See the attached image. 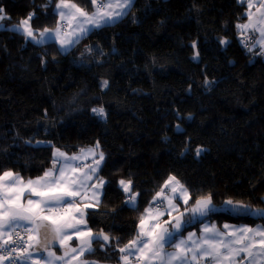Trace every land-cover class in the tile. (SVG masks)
<instances>
[{
    "label": "trees",
    "instance_id": "obj_1",
    "mask_svg": "<svg viewBox=\"0 0 264 264\" xmlns=\"http://www.w3.org/2000/svg\"><path fill=\"white\" fill-rule=\"evenodd\" d=\"M74 2L92 11L91 0ZM55 7L56 0H0V174L34 179L52 167L55 148L70 156L99 142L107 183L86 218L111 239L84 258L101 264H120L118 249L169 175L189 189L190 203L212 195L218 210L204 220L264 221L254 212L231 215L223 204L264 209V57L240 42L250 35L237 28L245 3L135 0L121 19L63 52L10 30L30 13L34 30L54 29ZM99 107L104 118L92 112ZM121 179L139 193L135 208Z\"/></svg>",
    "mask_w": 264,
    "mask_h": 264
},
{
    "label": "snow or ice",
    "instance_id": "obj_2",
    "mask_svg": "<svg viewBox=\"0 0 264 264\" xmlns=\"http://www.w3.org/2000/svg\"><path fill=\"white\" fill-rule=\"evenodd\" d=\"M259 3V16L254 19L249 13L248 23L238 24L237 28L258 31V40L251 36L246 39L253 45L259 44L264 53V27H261L264 25V0ZM131 4L132 0H91L92 11L89 12L74 0H56L58 19L54 29L34 30L30 23L34 13H30L10 30L35 44L54 40L59 45L58 50L63 52L91 29L109 25L125 15ZM252 6L249 0V8ZM3 11L0 8V13ZM5 18L0 15V20ZM220 43L226 41L221 39ZM106 86L107 81H104L102 87ZM92 112L105 117L103 107L93 108ZM99 149L97 142L94 147L69 156L55 148L52 167L35 179L25 180L12 170L0 174V264L5 261L26 264L29 260L32 264H41L33 258V252L41 248L47 253L43 264H97L84 257L93 252L94 243L102 240L103 248L111 239L102 230L94 233L86 218L87 209L99 206L103 186L107 183L99 176L105 159ZM202 151L198 147L197 156ZM89 158L91 163H82ZM118 183L126 196L125 203L135 208L139 193L132 190V181L121 179ZM192 200L189 189L176 176L169 175L140 214L136 234L118 249L120 264H132L133 257L137 264H256L258 259L264 264V227L261 226L224 224L220 228L215 223L203 224L199 235L189 232L187 237L177 239L182 236L185 224L197 218L203 223L218 210L211 194L190 203ZM223 204L236 214L254 212L264 216V209L253 210L241 201L228 199ZM73 238L79 242L76 247L69 244ZM55 243L59 244L58 250H53ZM166 246L172 251H167ZM57 251L63 254L57 255Z\"/></svg>",
    "mask_w": 264,
    "mask_h": 264
},
{
    "label": "crops",
    "instance_id": "obj_3",
    "mask_svg": "<svg viewBox=\"0 0 264 264\" xmlns=\"http://www.w3.org/2000/svg\"><path fill=\"white\" fill-rule=\"evenodd\" d=\"M134 1L135 0H132V4L134 3ZM240 1L244 2L245 3V6H246L245 19H244V21L241 24L248 23V14L249 13H252L253 14L254 19H256L259 16V14L257 13V8L261 7V5L259 3V0H252L253 6L251 8H249V0H240ZM132 4H131V6H132ZM130 7L128 8V10L130 9ZM128 10L126 11V13L128 12ZM55 11H56V7H55ZM0 15H2V14H0ZM122 17H120L119 19H121ZM119 19H117V20H119ZM261 27H264V25H261ZM95 29H97V28L91 29V31H89L85 36H83L79 41H81L84 37H86L90 32H92ZM238 31L241 32L242 34H250V35H252L253 39H256V40H258L259 37H260V33L258 31L255 32V33H253L251 29H248L246 31H242L241 29H238ZM37 34H38V32H37ZM48 43H54V44H56L54 40L47 41L44 44H48ZM33 44H35V43H33ZM44 44H35V45H44ZM76 44H74L73 46H71L70 48H68L65 51L71 50ZM56 45L59 47L58 44H56ZM249 48H251V51L250 52H253L254 54H257V55H260L261 54L264 57V53L261 52V47H260L259 44L253 45V43H252L251 45H249ZM86 149H88V148H86ZM77 154H80V152L77 153ZM98 157H99V152H97V155H96V158L97 159H98ZM82 163H91V158L86 159V160H83ZM25 180H27V179H25ZM95 182L96 181H93V183H95ZM89 195H91V194L89 193ZM101 198H102V195L100 196V201H101ZM181 208H183V205H181ZM256 216H260L264 220V216H261V215H258V214ZM163 219H167V217H164ZM197 223H199V225H197L196 227H192L190 229H187V231L185 233H183L182 236H178L177 239L187 237V235H188L189 232L196 233L197 235H199L200 234V229L203 227V224H210V223H215L220 228H222V226L224 224H228L230 226H235V227H241V226H248V227H251V228H256L257 226L264 227V221L254 222L252 224H247V223H239V224H237V223H229V222H223V223L219 224L216 221H211V220H203V223H201L199 218L194 219L191 223H188V224H185V225H187V226H193V225H196ZM185 225H184V227H185ZM74 241H77V240L75 238H73L69 242V244L72 243V242H74ZM58 249H59V244H58L57 248H55L53 250H58ZM166 250L167 251H172L171 247H168V246H166ZM62 254H63L62 251H57V255H62ZM33 258L40 260L41 264H43V261L45 259H47V253L37 254V253L33 252ZM26 264H32V261L29 260V261L26 262ZM97 264H101V263H97ZM132 264H137V262H136V260H135L134 257L132 258ZM256 264H261V261L258 259L257 262H256Z\"/></svg>",
    "mask_w": 264,
    "mask_h": 264
},
{
    "label": "water",
    "instance_id": "obj_4",
    "mask_svg": "<svg viewBox=\"0 0 264 264\" xmlns=\"http://www.w3.org/2000/svg\"><path fill=\"white\" fill-rule=\"evenodd\" d=\"M227 212H228L229 214H231V215L239 216V217H248V216L251 215V213L236 214V213L232 212L231 210H229L228 207H227ZM57 246H58V243L53 244V249L57 248ZM34 252L37 253V254H43V253H46V252L43 251L42 248H41L40 250H38V251H34Z\"/></svg>",
    "mask_w": 264,
    "mask_h": 264
},
{
    "label": "built area",
    "instance_id": "obj_5",
    "mask_svg": "<svg viewBox=\"0 0 264 264\" xmlns=\"http://www.w3.org/2000/svg\"><path fill=\"white\" fill-rule=\"evenodd\" d=\"M251 35H246V36H243L242 38H240V42L242 43V41H245L244 43H248L250 40H247L246 37H249ZM25 239H27V234H25ZM6 264H10V262L8 261H5Z\"/></svg>",
    "mask_w": 264,
    "mask_h": 264
},
{
    "label": "rangeland",
    "instance_id": "obj_6",
    "mask_svg": "<svg viewBox=\"0 0 264 264\" xmlns=\"http://www.w3.org/2000/svg\"><path fill=\"white\" fill-rule=\"evenodd\" d=\"M252 38H253V37H252ZM251 44H252V42L250 41V45H251ZM256 55H257V54H256ZM260 55H261V54H260ZM257 56H258V55H257ZM254 215H257V214L254 213Z\"/></svg>",
    "mask_w": 264,
    "mask_h": 264
}]
</instances>
